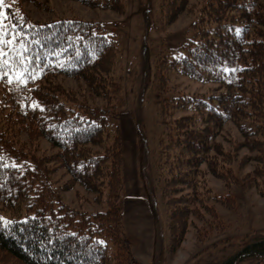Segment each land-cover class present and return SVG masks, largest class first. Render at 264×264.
<instances>
[{
  "label": "trees",
  "instance_id": "obj_1",
  "mask_svg": "<svg viewBox=\"0 0 264 264\" xmlns=\"http://www.w3.org/2000/svg\"><path fill=\"white\" fill-rule=\"evenodd\" d=\"M25 1L4 0L3 9L6 26L24 35L5 45L0 58V264H134L124 232L125 95L113 75L119 40L81 17L38 21ZM78 1L126 7L124 0ZM195 10L191 34L175 55L160 58L155 74L163 127L158 178L173 250L192 215L200 219L213 200L234 199L215 195L208 177L236 183L246 165L238 160L240 149L254 151L258 164L246 188L254 182L264 194V0H162L160 21L169 24ZM18 73H27L26 83ZM172 73L209 88L202 94L181 89L170 81ZM70 81L84 87L81 96L72 95ZM228 124L242 137L230 144L217 139ZM39 140L56 151H39ZM61 169L69 176L62 182ZM77 185L94 195L98 208L66 201L63 194ZM241 254L264 257V238L227 264Z\"/></svg>",
  "mask_w": 264,
  "mask_h": 264
},
{
  "label": "rangeland",
  "instance_id": "obj_2",
  "mask_svg": "<svg viewBox=\"0 0 264 264\" xmlns=\"http://www.w3.org/2000/svg\"><path fill=\"white\" fill-rule=\"evenodd\" d=\"M124 1V12L93 8L78 0H40L37 5L26 0L25 5L38 21L81 17L98 22L103 33L119 40L121 53L113 75L122 83L125 95L120 120L125 158L124 232L132 248L134 264H227L245 247L264 238L263 187L259 190L254 182L249 188L245 185V179L253 180L258 169L254 151L239 150L238 160L245 161L246 165L236 173V183L228 185L221 177L209 175L215 195L225 197L230 193L234 199L213 200L209 203L211 212H202L200 219L192 215L181 246L173 250L166 198L158 178L159 138L163 127L154 103L155 74L160 58L169 52L175 55L184 36L191 34L198 11H186L172 23L164 24L160 21L162 0ZM199 1L190 0V4ZM169 79L189 92L202 94L209 88L208 83L196 82L181 74L172 73ZM66 85L72 95H82L84 87L80 90L74 81ZM225 128L228 133L222 132L217 139L230 144L233 137L242 138L233 124ZM38 142L39 151H56L46 140ZM63 173L66 172L61 169L57 174L61 182L69 178ZM63 196L76 207L90 210L99 207L94 195L79 185ZM234 264H264V257L241 254Z\"/></svg>",
  "mask_w": 264,
  "mask_h": 264
},
{
  "label": "snow or ice",
  "instance_id": "obj_3",
  "mask_svg": "<svg viewBox=\"0 0 264 264\" xmlns=\"http://www.w3.org/2000/svg\"><path fill=\"white\" fill-rule=\"evenodd\" d=\"M4 7H5L4 0H0V58H2L5 54L3 50L5 45H16L18 43L17 37L24 35L19 31V29L16 26L14 25L6 26L5 21L7 19V15L3 11ZM9 27L12 29L11 31H9ZM20 47L23 49L26 46L20 44ZM19 54L20 53H18V55ZM225 71H235V69H225ZM26 76L27 73H18L16 79L20 83H26V79H25ZM28 78H32V77H28ZM36 106H38V102L34 103L33 105V107ZM2 219L3 217H0V220ZM101 243H103V241H101Z\"/></svg>",
  "mask_w": 264,
  "mask_h": 264
}]
</instances>
